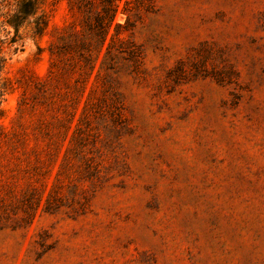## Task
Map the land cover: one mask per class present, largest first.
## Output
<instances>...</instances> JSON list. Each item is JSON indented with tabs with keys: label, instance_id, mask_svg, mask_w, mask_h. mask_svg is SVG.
I'll list each match as a JSON object with an SVG mask.
<instances>
[{
	"label": "rangeland",
	"instance_id": "374dc122",
	"mask_svg": "<svg viewBox=\"0 0 264 264\" xmlns=\"http://www.w3.org/2000/svg\"><path fill=\"white\" fill-rule=\"evenodd\" d=\"M68 1L0 0V264H264V0Z\"/></svg>",
	"mask_w": 264,
	"mask_h": 264
},
{
	"label": "trees",
	"instance_id": "16d2710c",
	"mask_svg": "<svg viewBox=\"0 0 264 264\" xmlns=\"http://www.w3.org/2000/svg\"><path fill=\"white\" fill-rule=\"evenodd\" d=\"M94 0H69L68 6L71 10L77 9L79 12L84 13L86 29L94 32L97 40L104 47L110 28L115 23L116 14L118 12L119 0H100L101 12H92ZM15 11L10 18L7 19L6 24L14 28L16 36L20 29L25 24H31L33 20V32L36 36H43L49 26V19L47 14L42 10L45 0H14ZM116 28H120L117 24ZM77 34V33H76ZM16 42V40H13ZM73 49H87L84 42L79 45H67ZM66 50V49H65ZM64 50L54 52L51 50V55L60 56ZM6 59L1 55L0 49V71L3 69ZM7 89L4 84H0V116L3 114L1 105Z\"/></svg>",
	"mask_w": 264,
	"mask_h": 264
}]
</instances>
